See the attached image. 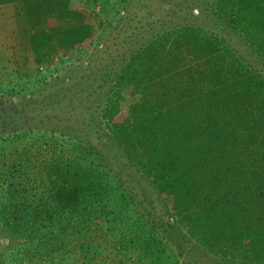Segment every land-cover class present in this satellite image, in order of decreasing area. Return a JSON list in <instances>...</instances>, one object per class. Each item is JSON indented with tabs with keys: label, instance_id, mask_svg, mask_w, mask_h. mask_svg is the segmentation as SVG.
Here are the masks:
<instances>
[{
	"label": "trees",
	"instance_id": "obj_1",
	"mask_svg": "<svg viewBox=\"0 0 264 264\" xmlns=\"http://www.w3.org/2000/svg\"><path fill=\"white\" fill-rule=\"evenodd\" d=\"M4 3L33 66L0 82V264H264V0H149L118 26ZM106 27L78 73L39 75Z\"/></svg>",
	"mask_w": 264,
	"mask_h": 264
},
{
	"label": "rangeland",
	"instance_id": "obj_2",
	"mask_svg": "<svg viewBox=\"0 0 264 264\" xmlns=\"http://www.w3.org/2000/svg\"><path fill=\"white\" fill-rule=\"evenodd\" d=\"M152 1V0H151ZM155 2V1H154ZM138 4H145V7L149 5V0H70V5L72 7L77 8H83L85 10H88L93 14V12H96L98 15V18L102 19L105 22H109L113 25L117 24V26L123 21L127 20V16L129 15L130 10L138 5ZM144 8V7H143ZM196 9L193 8V12H195ZM16 7L11 3H4L0 4V82H3L6 84V79H10V81L13 83L15 78L19 77L22 79H27L30 74L25 73L19 75V73L22 72L24 68L32 67L33 61H32V55L29 51L28 44H27V38L25 35H23V28H24V22L22 18L19 15H16ZM117 14V15H115ZM119 16H121L119 18ZM96 18V17H95ZM95 18H93L91 21L94 23L96 22ZM110 20H112L110 22ZM51 21V20H50ZM122 30H116L115 28L111 27V30L109 31V28H101L98 29L93 41L91 42L90 47H88L87 50H81L76 51L72 53H64L62 51H59L56 56L53 58L55 59L58 56H61L62 61L57 63L56 67L51 68L50 72L43 71L45 65H40L39 68L41 69L40 76L45 75L46 79L49 80L56 76L66 75L67 73L76 72L78 73V66L83 63V61L86 59L87 54H89L91 51L95 50L99 46L103 44V41L106 39L105 44L108 45L112 42V38L110 36L115 35H121ZM118 45H114L110 47V53L114 52L113 48H116ZM103 58H107V54H104ZM47 67H50L48 63ZM44 76V77H45ZM37 79L35 77H32L29 79L28 84L25 85V88L19 92L22 94L26 93H34L36 94L37 89H39V84L34 85L33 81H36ZM14 93V92H13ZM26 125V124H25ZM24 142L27 144L28 147H30L29 137L24 140ZM15 146H18L17 140L15 142ZM20 148L19 146L17 149ZM39 148V149H38ZM34 148L30 147L29 150L26 152L27 155L32 158L33 160V150L41 151L42 147ZM26 151V150H25ZM34 173V172H33ZM32 173V174H33ZM31 174V175H32ZM33 183V182H32ZM4 194V193H3ZM2 195L0 194V198ZM0 238L4 239V242H9V235L4 233H0ZM101 241V239L99 238ZM9 244V243H8ZM21 246V245H20ZM17 246L14 243H10L6 253L13 252V255H11L13 258L20 257V248L18 247L16 251ZM19 250V251H18ZM17 256V257H16ZM206 260L207 258H204ZM10 264V263H6ZM19 264H39L38 262L34 263L31 260L28 261V259L22 258Z\"/></svg>",
	"mask_w": 264,
	"mask_h": 264
}]
</instances>
